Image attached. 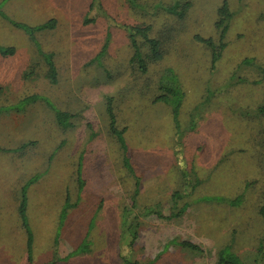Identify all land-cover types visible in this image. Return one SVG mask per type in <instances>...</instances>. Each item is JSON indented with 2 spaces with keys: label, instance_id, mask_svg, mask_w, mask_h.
Segmentation results:
<instances>
[{
  "label": "rangeland",
  "instance_id": "rangeland-1",
  "mask_svg": "<svg viewBox=\"0 0 264 264\" xmlns=\"http://www.w3.org/2000/svg\"><path fill=\"white\" fill-rule=\"evenodd\" d=\"M136 1V7L128 0H100L94 7L93 0L4 4L9 18L29 26L57 20V27L38 33L37 40L41 49L54 53L58 80L52 84L46 78L47 68L28 35L0 17V45L15 48L13 56H0L5 89L0 96V215L13 224L20 189L40 174L29 190L30 207L52 218V225L47 220L38 229L56 233L50 240L42 237L39 246L45 253L50 243L59 242L58 250L69 252L77 236L60 237L62 209L68 197L77 198L81 163L85 190L72 213L84 221L74 224L86 226L96 207V240L103 250L94 255L81 248L84 239L60 264H125L121 255L129 250L122 248V217L131 209L134 180L109 131L106 102L113 97L117 125L125 129L127 153L140 179L130 218L146 206L163 215L137 217L139 237L131 258L142 264H216L218 252L229 246L245 264H264V0H192L184 19L161 8L177 0ZM224 1L233 17L224 49L213 62L212 50L199 38L220 46L216 22ZM129 25H151V36L162 43V60L150 61L146 73L133 61ZM142 50L147 53L146 44ZM167 68L178 75L185 93L180 137L171 108L154 101ZM32 95L73 114L74 125L59 127L43 101L14 108ZM183 171L195 189L175 203L173 193L186 191ZM213 197L240 198V204L206 200ZM16 235L9 229L3 236L8 246L2 248H10L11 257L20 253ZM175 240L194 243L202 252Z\"/></svg>",
  "mask_w": 264,
  "mask_h": 264
},
{
  "label": "trees",
  "instance_id": "trees-1",
  "mask_svg": "<svg viewBox=\"0 0 264 264\" xmlns=\"http://www.w3.org/2000/svg\"><path fill=\"white\" fill-rule=\"evenodd\" d=\"M9 0H2L0 3V17L6 19L10 24H12L15 28L23 30L29 37V39L34 42L38 48V53L45 64L47 68L46 72V78L49 80L50 83L56 84L58 80V73L56 68V63L54 60V53L49 51H44L41 49L40 44L37 40V34L45 32L47 30H54L57 27V20L52 18L47 20L46 22H43L41 24L35 25V26H29L25 23L15 21L11 18H9L4 10L3 6L4 4ZM100 0H93L92 6L94 7L95 2H99ZM129 3L132 4V6H137L139 3H137L136 0H128ZM193 5L192 0H177L172 4L162 5L161 8L166 13L176 16L179 19H184L188 12L190 11L191 7ZM233 14L230 11L229 4L227 1H224L221 7L219 8V18L216 22V27L220 33V46H217L212 39H203L199 38V40L203 43H205L211 50H212V61L216 62L220 56V52L222 49H224L225 44L223 43V39L226 35V32L228 30V26L230 23V20L232 19ZM87 22H91L90 20H87ZM128 31V36L131 42V45L134 50L133 55V61L138 64V67L142 73H146L149 70V62L150 61H160L163 58V52H162V43L159 39L154 38L151 36V25H132V26H126L125 27ZM142 43L143 45H147V53L144 54L142 50ZM15 54V48L12 46H1L0 45V56L2 57H9L13 56ZM100 56H98L99 58ZM158 93L154 99L155 102L163 103L168 105L171 108L172 113V119L175 125L176 134L180 137L182 135L181 127H180V113H181V106L183 104L185 93L182 88L180 79L178 75L175 73V71L172 68H167L162 76L159 79L158 83ZM5 93V89L0 86V96ZM36 101H43L47 105H49V108L54 112L56 123L61 128H70L74 125V122H72V119L74 118V115L63 111L56 107L55 104H52L51 101L43 96L39 95H32L30 97L24 98L20 105L14 107L15 109H20L21 106L24 104H30ZM11 109L15 110V109ZM4 108H0V111ZM6 110V109H5ZM23 110V109H22ZM3 111V110H2ZM8 111V112H10ZM106 113L109 117V131L110 134L115 138L118 147L121 149L122 152V165L124 169L129 173L131 178L134 180V188H133V197H132V205L131 209H125L122 217V236H124V243L121 242L122 248H128L129 252L124 254L122 253V261L125 264H142L138 260H133L131 258L133 252L135 251V243L139 237V225L140 222L138 220V216H144L147 217L149 215H157L158 217H163L161 211L158 208L155 207H144L142 210H140L139 215H135L134 217L130 218V214L132 213V210L134 207L137 206V195L139 193L140 189V179L137 177L135 170L133 169V166L131 164L130 157L127 153V145L125 141V129H120L117 125V116L114 112L113 107V97H108L106 102ZM28 144H24L22 148H26ZM20 150V149H19ZM18 151V149H17ZM180 151L176 149V155L179 157ZM180 168L183 169L180 165ZM41 175L37 174L32 177H30L27 182L22 186L19 192V204H18V213L21 217V220L24 224V226L28 229V210H29V190L31 188V185L38 182ZM183 177H184V187L186 189L185 192L182 191H175L172 195L174 202L176 203L178 200L184 199L188 195H190L194 189L195 185L192 184L191 178L189 177V174H187L185 171H183ZM76 183H77V197L80 198V195L84 189L85 181L83 179L82 175V164L79 163V167L76 171ZM193 185V186H192ZM206 200H218V201H227L230 204L238 205L240 204V198L238 199H230L227 200L225 198L221 197H213L208 198ZM70 198L68 197L66 199V203L63 206L62 209V217L64 218L68 210L74 207V204H70ZM186 206V205H185ZM186 208V207H185ZM184 208V209H185ZM183 209V210H184ZM181 212V211H180ZM183 212V211H182ZM260 215L264 219V202L262 203L260 207ZM29 246L31 247L32 242V236L29 234ZM87 242H84L81 245V248H85V250H89L91 243H89L88 239ZM177 245L189 249V250H195L202 252V249L195 245L194 243L182 241L177 242L176 240L173 242ZM123 250V249H122ZM77 251V250H76ZM78 251H80V247L78 248ZM60 262L59 258H56L52 264H58ZM216 264H245L241 258L232 251V249L227 246L221 249L218 252L217 255V262Z\"/></svg>",
  "mask_w": 264,
  "mask_h": 264
},
{
  "label": "crops",
  "instance_id": "crops-1",
  "mask_svg": "<svg viewBox=\"0 0 264 264\" xmlns=\"http://www.w3.org/2000/svg\"><path fill=\"white\" fill-rule=\"evenodd\" d=\"M10 1V0H9ZM7 1V2H9ZM2 2V1H1ZM85 190V186L83 191ZM81 198V197H80ZM78 199V197L75 200H71L70 204H74V207L68 210L67 215L65 216V224L63 230L60 232V237L64 238L66 235L67 236H77L76 241H72L70 244L72 246V249L69 252H65L63 254V251H59V242L57 246L54 245L51 246V243L48 248V252H43L41 247L39 246V240L42 237H47L50 239L53 238L54 232L51 228H45V229H38L41 227V224L47 222L50 225H52V218L43 216V215H38L36 212H34V209L29 206L28 210V229L24 226L21 217L19 213L14 214L12 219H13V224H9L7 220H4L1 215H0V249L3 250V254L0 253V264H52V262L56 259L59 258L60 262L59 264L67 260L71 257V255L76 251L74 250L75 246H78L84 239H88L90 245L89 251L96 255L95 253H99L98 250H103L99 248L98 242L96 240L97 238V209L95 207L94 213L89 215V217L86 219L87 225L83 227H79L78 223L74 224L75 220H80L83 222L84 220H81L80 217H76L73 215V210L77 207L78 202H80L81 199ZM96 202V201H95ZM65 202L63 205H65ZM30 204V202H29ZM96 205V203H94ZM97 206V205H96ZM48 218V219H47ZM11 227H7L10 226ZM15 231L16 232V237L21 239V246H20V253L17 255V257H11L9 255V250L10 248L3 249V245H7L3 241V236L4 234L8 233V230ZM38 229V231H36ZM35 231V232H34ZM29 234L32 236V242H31V247L29 246L30 240H29ZM38 239V242H37ZM78 244V245H77ZM8 246V245H7ZM70 246V247H71ZM103 254V252H100ZM15 258V259H14ZM95 259V257L93 258ZM86 260V259H85ZM103 262H105V258L102 259Z\"/></svg>",
  "mask_w": 264,
  "mask_h": 264
}]
</instances>
